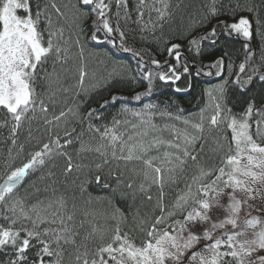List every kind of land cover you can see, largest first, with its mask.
Here are the masks:
<instances>
[{"label":"snow or ice","instance_id":"1","mask_svg":"<svg viewBox=\"0 0 264 264\" xmlns=\"http://www.w3.org/2000/svg\"><path fill=\"white\" fill-rule=\"evenodd\" d=\"M260 7H264V0L259 5L256 0L243 4L240 0L235 4L209 0L191 10L185 4L187 21L178 40L187 42L189 53L200 55L204 42L215 45L221 35L218 29L228 37H242L245 61L239 65L233 84L243 89L254 77L264 82V19L259 15ZM171 9V0H136V20L132 22L139 26L141 41L151 42L149 36L160 39L156 33L172 19ZM21 11L24 15L19 14ZM238 11L252 14V19L246 15L237 19ZM221 16L224 19H219ZM212 19L217 23L200 34ZM253 20L255 36L261 42L260 63L249 68L256 57L251 47ZM121 21H131L128 0H67L62 4L56 0H0V108L12 121V144H16L25 121L30 123L37 113L44 114L46 125L63 121L66 128L70 123L79 126V131L75 126L66 130L63 142L57 136L30 154L27 162L6 170V178L0 183V250L11 249L13 258L5 264H29V250H34L32 264H264V109L256 111L254 138L249 123L254 105L250 103L239 118L233 115L225 105L227 79L208 91V105L201 109L198 119L184 117L182 109L174 114L151 102L142 108L125 103L110 123L96 124L94 121L104 118L101 110L109 101L86 113H82L80 103H68L73 90L77 97L90 91L85 87L84 41L100 43V33L110 44L116 43L114 37L118 35L119 48L138 57V69L149 85L147 94L155 78L174 83L190 72L182 52L185 45L171 38L164 40L168 46L162 51L176 63L162 64L152 58L151 65L159 71H144L148 68L144 56L152 53L127 46ZM89 30L90 38L86 35ZM73 49L78 50L80 61L79 79L74 85L67 83ZM204 67L201 64L197 74ZM207 67L218 69L216 76H222L224 58ZM228 71L231 74V64ZM242 75L247 79L242 80ZM38 87L41 92H37ZM141 95L133 99L140 101ZM61 99L62 110L47 119L49 105L55 108ZM118 99L114 96L111 103ZM208 107L212 109L210 117L205 115ZM76 144L81 162L74 164L66 149ZM9 152L11 155V149ZM90 155L94 159L83 163ZM58 156L67 160L63 181L50 171V183L43 188L34 185L31 193L17 195L14 190L30 171ZM113 162L115 170L110 167ZM120 162L132 173L130 177L119 169ZM134 163L141 167L128 169ZM73 172L83 174L84 179L77 183L78 175L69 185ZM91 182L102 186L107 196L89 195L83 200ZM153 188L157 190L154 203ZM137 194L142 197L141 206L131 211ZM130 195V212L125 214L117 198L127 200ZM104 199L107 208L94 206ZM145 202L151 207L144 208Z\"/></svg>","mask_w":264,"mask_h":264},{"label":"trees","instance_id":"2","mask_svg":"<svg viewBox=\"0 0 264 264\" xmlns=\"http://www.w3.org/2000/svg\"><path fill=\"white\" fill-rule=\"evenodd\" d=\"M58 4L67 2V0H56ZM136 0H128L129 11L131 13V21L127 24L124 21L120 22L121 29L125 32L127 36V46L134 49H148L152 55H145L144 60L148 64V68L144 71H148L151 68L153 71H159L151 65V59L155 58L159 60L162 64L167 61L169 64H175L176 61L168 56L166 49L168 45L164 43V40L171 38L173 42H181L185 45L182 49L184 57L187 58L188 65L190 67V72L188 74H183L181 79L173 82H164L155 78L152 81V90L150 94L148 93V81L143 79V73L138 69L137 61L138 57L132 55V53L124 52L119 48V36L114 37L116 43L110 44L105 39L103 33L99 34L100 43L86 39V48L84 52V68L87 72L85 77V87L89 88L88 94L81 93L78 97L75 95V90L68 94V103L72 104L74 101L81 104L82 113H86L91 108L99 109V106L105 101H109L108 107L101 110L103 113V119L94 121L96 124L110 123L112 117L116 115L121 106L125 103L132 108H142L144 103H155L159 107H167L168 111L176 114L182 109V115L184 117H191L192 119H198L201 109H205L208 105V91L215 88V86L222 84L225 79L228 80V85L225 92V105L226 108L231 109L233 115L237 118L241 117L247 110L249 104H253V115L251 116L249 123L251 124V133L255 137L256 131V121L258 116L256 111L258 109H264V82L258 80V78L253 79L250 84L241 86L233 84L236 79V73L239 71V65L245 61V40L242 37L233 35L228 37L223 34L222 29H218L221 35L216 39L215 45H211L208 42H204L202 46V52L200 55H195V53H189L186 50V41L178 40L183 30L184 25L187 21V15L184 12L183 5H188L189 10L192 8H200L204 4L208 3L209 0H171L172 9L174 15L172 19L164 24L162 30H158L156 35L160 37L158 41L152 40L151 36L149 39L151 42L145 43L140 40L139 26L132 21L136 20V12L134 11ZM235 4L236 0H231ZM243 4L245 0H240ZM259 5L260 0H256ZM181 4V8L177 9L176 5ZM112 11L115 12V5L112 7ZM20 15H24L21 11ZM246 15L252 19V14L247 12L238 11L236 18L239 16ZM259 15L261 19H264V7H260ZM152 18L155 19V13L152 14ZM55 19V17H54ZM219 19H224L223 16ZM144 20H148V13L145 11ZM91 24V21H88ZM217 20L212 19L207 24V26L200 30V34L211 29V26L216 24ZM115 25V18L113 17V26ZM87 37H91L92 31L87 32ZM253 35L254 38L251 41V47L256 53L255 59L249 64V68L254 64L260 63V47L261 42L258 37L255 36V21L253 20ZM76 49H73V60L69 61L68 68L71 69L69 74L68 84H75L79 79V66L80 61L77 56ZM224 58V70L222 76H216V68H209L213 62L219 58ZM184 61H181L183 64ZM195 67H192V65ZM203 64L205 67L203 70L197 74L196 69L201 67ZM229 64L232 65L231 74L228 71ZM164 71L167 69L164 68ZM182 72V68L178 69ZM264 72V68L261 69ZM210 72L211 75L205 73ZM251 74V73H248ZM247 79V75H242V80ZM179 88L181 91H177ZM42 88L38 87L37 92H41ZM137 94L141 95V100L136 101L133 99ZM118 97L119 99L115 104H112V98ZM63 100L55 107L52 108L49 105V112L47 113V119L51 120L53 114H58L63 108ZM212 114V109L207 108L205 115L210 117ZM123 118V117H118ZM45 116L43 113H37L36 119L32 120L30 123L25 121L23 127L19 130L16 137V144H12L11 137V127L12 121L10 117L6 114V111L0 108V183H3L6 178L7 171L11 168L19 167L22 163L27 162L30 158V154L39 150L44 143H48L50 140H54L59 136L61 142H63V136L66 130L71 127H77L79 131V126L75 123H70L65 127L64 122L59 124L53 122L51 125H46L44 123ZM7 122V123H5ZM29 130H31V137L29 136ZM229 137L231 133H228ZM89 137L86 136L85 139ZM79 145L69 146L66 151L72 156L73 163H80L81 157L76 155V150ZM11 149V155L9 150ZM94 159L93 156H89L87 159L83 160V163H90ZM67 160L64 156H58L55 159L46 162V166L40 167L35 171H30L28 176L24 179L22 184L18 189L14 190L17 195L24 196L31 193L33 186H38L43 188L45 184L51 181L47 179L48 173H56V178L59 181H63L64 177L62 175V170L66 166ZM113 170L116 169V162H113L110 166ZM128 169L139 168V164H129ZM119 169L125 171V166L123 162H120ZM109 169L106 167L104 169V174L107 175ZM79 175L80 183L84 179L83 174L73 172L71 176L68 177V184L71 185V181L76 179ZM131 172L125 171V177H130ZM139 181H137L138 183ZM76 195L79 196L80 193L77 190ZM91 195L92 197H106L107 192L101 187H98L94 182L89 183L86 186V191L83 193V200ZM153 203L155 202V197L157 195V190L152 189ZM118 206L128 214L130 212L129 204L132 203L131 195L127 200H119L117 198ZM142 203V197L137 194L135 205L131 211H135L136 207H140ZM100 210H104L108 207L107 200L104 199L102 203L94 205ZM151 205L144 203V208H150ZM144 209L142 208V211ZM129 221H131V216L129 215ZM3 223V221H0ZM134 235H137L134 233ZM137 243H139V238L137 237ZM34 250H29V264H32ZM13 258L11 255V249L0 250V264H5L9 259Z\"/></svg>","mask_w":264,"mask_h":264}]
</instances>
